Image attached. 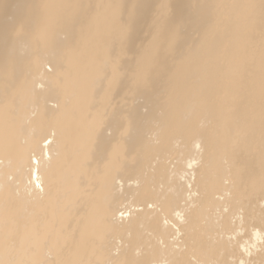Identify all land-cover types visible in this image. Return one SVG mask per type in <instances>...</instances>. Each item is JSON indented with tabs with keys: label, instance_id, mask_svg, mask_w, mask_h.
Listing matches in <instances>:
<instances>
[{
	"label": "bare ground",
	"instance_id": "bare-ground-1",
	"mask_svg": "<svg viewBox=\"0 0 264 264\" xmlns=\"http://www.w3.org/2000/svg\"><path fill=\"white\" fill-rule=\"evenodd\" d=\"M234 202L264 216V0H0V264H258Z\"/></svg>",
	"mask_w": 264,
	"mask_h": 264
},
{
	"label": "rangeland",
	"instance_id": "rangeland-1",
	"mask_svg": "<svg viewBox=\"0 0 264 264\" xmlns=\"http://www.w3.org/2000/svg\"><path fill=\"white\" fill-rule=\"evenodd\" d=\"M141 116L143 118H145L146 113H147V107L144 103L141 104ZM172 149L174 150L173 154L175 155L176 158L185 161V164L183 165V168L180 171H185L183 175V177H181L180 171L179 172H175L173 174L172 178H182V183L183 186L186 187H190L191 184H193L195 178H196V174H195V169L194 167H196L199 162L197 160L199 153L202 151L201 148V143L198 139L194 140L193 143L191 144H185V143H177L176 141H173L172 143ZM227 182V181H226ZM219 195H222L219 194ZM255 202L258 201H262V198L259 196L257 198L254 199ZM131 202V206L129 208V202L128 199L123 201V206L124 208H129V210L134 209V205ZM246 204H240L238 205L237 203H231L230 205H225V207L223 208V210L220 212L222 215H224V213H228V215L230 216V218L233 221L232 226L230 227L229 231H237L238 230V226L241 227V233L242 234V239H248V240H252V238H250V232H253L252 229L256 228V227H261L263 228L264 225L260 224V217H264V216H259V215H252V214H248L246 211ZM210 217V216H209ZM214 223L215 225H217L218 229L217 231H221L224 229L222 228V222L217 221L214 222L212 221L211 224ZM247 228V232L244 228ZM240 229V228H239ZM254 239V238H253ZM262 258L260 260V262L258 264H264V248H263V253H262ZM209 256V255H208ZM238 254H233L231 259H230V264H238L239 259H238ZM221 258V254H219L218 256L214 257V258H210L208 257L207 263L206 264H217L219 263V260Z\"/></svg>",
	"mask_w": 264,
	"mask_h": 264
}]
</instances>
